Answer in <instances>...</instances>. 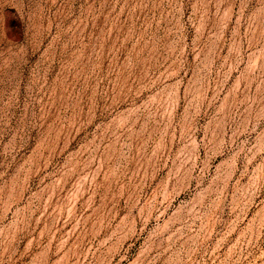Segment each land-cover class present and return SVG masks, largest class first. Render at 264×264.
<instances>
[{
    "label": "rangeland",
    "instance_id": "rangeland-1",
    "mask_svg": "<svg viewBox=\"0 0 264 264\" xmlns=\"http://www.w3.org/2000/svg\"><path fill=\"white\" fill-rule=\"evenodd\" d=\"M0 264H264V0H0Z\"/></svg>",
    "mask_w": 264,
    "mask_h": 264
}]
</instances>
